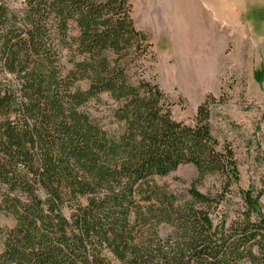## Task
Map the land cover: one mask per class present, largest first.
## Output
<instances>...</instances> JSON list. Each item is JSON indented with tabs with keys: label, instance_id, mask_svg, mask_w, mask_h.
<instances>
[{
	"label": "trees",
	"instance_id": "trees-1",
	"mask_svg": "<svg viewBox=\"0 0 264 264\" xmlns=\"http://www.w3.org/2000/svg\"><path fill=\"white\" fill-rule=\"evenodd\" d=\"M132 14L130 0H0V216L15 220L0 264H264V190L240 185L214 136L217 97L176 120ZM102 94L116 130L81 109ZM185 164L218 188L175 203L155 177Z\"/></svg>",
	"mask_w": 264,
	"mask_h": 264
},
{
	"label": "rangeland",
	"instance_id": "rangeland-1",
	"mask_svg": "<svg viewBox=\"0 0 264 264\" xmlns=\"http://www.w3.org/2000/svg\"><path fill=\"white\" fill-rule=\"evenodd\" d=\"M130 1L133 4V0ZM144 1L136 0L137 3ZM246 23L249 26L248 21L243 24ZM239 24L236 36L229 37V45L219 63L216 58H208L207 53L206 56L201 54L199 45L187 50L184 35L153 36L147 32L154 45L155 59L145 77L159 84L173 102V117L187 124H194L197 108L207 95L216 96L218 103L211 110L214 136L232 145L239 164L240 185L244 188L254 185L264 190V22L246 30L247 34ZM200 56L207 57L204 63ZM115 107L109 95L102 94L81 109L112 131L118 129L111 113ZM155 180L175 203L185 204L191 201L192 187L202 192L214 191L219 186L220 176L208 173L200 177L195 166L185 164ZM262 201L264 205V196ZM14 225L11 215L0 216V253L3 230Z\"/></svg>",
	"mask_w": 264,
	"mask_h": 264
},
{
	"label": "crops",
	"instance_id": "crops-1",
	"mask_svg": "<svg viewBox=\"0 0 264 264\" xmlns=\"http://www.w3.org/2000/svg\"><path fill=\"white\" fill-rule=\"evenodd\" d=\"M132 15L139 29L153 36L184 35L187 50L199 45L201 54L219 63L229 37L236 36L238 22L245 34L256 24L263 25L264 0H133Z\"/></svg>",
	"mask_w": 264,
	"mask_h": 264
}]
</instances>
